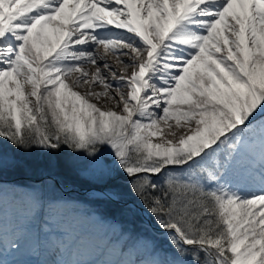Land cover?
Returning <instances> with one entry per match:
<instances>
[{
	"label": "snow or ice",
	"instance_id": "6c2138e0",
	"mask_svg": "<svg viewBox=\"0 0 264 264\" xmlns=\"http://www.w3.org/2000/svg\"><path fill=\"white\" fill-rule=\"evenodd\" d=\"M0 264H264V0H0Z\"/></svg>",
	"mask_w": 264,
	"mask_h": 264
},
{
	"label": "rangeland",
	"instance_id": "374dc122",
	"mask_svg": "<svg viewBox=\"0 0 264 264\" xmlns=\"http://www.w3.org/2000/svg\"><path fill=\"white\" fill-rule=\"evenodd\" d=\"M100 89H97V91H99ZM40 160V158H39ZM114 186L119 187V183L118 182H113ZM75 188V186H74ZM87 190H89V188H86ZM71 195L73 194V196H76L82 200H86L87 195L84 196H80L77 195L75 193H70ZM75 194V195H74ZM110 208V207H109ZM113 209V207H112ZM135 223L138 227V230H144L145 228H148V225H146V221L144 220V218L141 215H138L135 219ZM100 231H103V229H99ZM154 235H157L160 237L159 242L161 243V245H164L166 242L163 240L162 238V234L160 233H154ZM84 238L85 241L89 244V249L85 254V259L88 260H99L102 259V254H103V247H104V243H105V236L103 233L98 232V231H92L89 229H80V237L77 238V241H73V246H75L80 238Z\"/></svg>",
	"mask_w": 264,
	"mask_h": 264
},
{
	"label": "trees",
	"instance_id": "16d2710c",
	"mask_svg": "<svg viewBox=\"0 0 264 264\" xmlns=\"http://www.w3.org/2000/svg\"><path fill=\"white\" fill-rule=\"evenodd\" d=\"M39 158H40V157H39L38 154H33L29 159L32 160V161H39ZM8 178H9V179H20V178H24V176H23L21 173H17V174H15V175H10ZM75 188L86 189V188H89V185H87V184L77 183V184L75 185ZM74 195H75V194H74ZM107 214H108V215H112V216H118V215H120V213H119V209L116 208V207H113V209H112V207L108 208V210H107Z\"/></svg>",
	"mask_w": 264,
	"mask_h": 264
},
{
	"label": "water",
	"instance_id": "95a60500",
	"mask_svg": "<svg viewBox=\"0 0 264 264\" xmlns=\"http://www.w3.org/2000/svg\"><path fill=\"white\" fill-rule=\"evenodd\" d=\"M74 191H75V192H79V193L84 194V195H86L87 192H88V191H86V190H74Z\"/></svg>",
	"mask_w": 264,
	"mask_h": 264
},
{
	"label": "bare ground",
	"instance_id": "6f19581e",
	"mask_svg": "<svg viewBox=\"0 0 264 264\" xmlns=\"http://www.w3.org/2000/svg\"><path fill=\"white\" fill-rule=\"evenodd\" d=\"M144 217V216H143ZM144 219H146L145 217H144Z\"/></svg>",
	"mask_w": 264,
	"mask_h": 264
}]
</instances>
